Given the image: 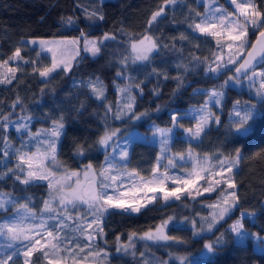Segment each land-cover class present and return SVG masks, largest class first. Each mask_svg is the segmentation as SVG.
Returning <instances> with one entry per match:
<instances>
[{
	"label": "trees",
	"instance_id": "obj_1",
	"mask_svg": "<svg viewBox=\"0 0 264 264\" xmlns=\"http://www.w3.org/2000/svg\"><path fill=\"white\" fill-rule=\"evenodd\" d=\"M166 1L0 0V81H5L0 82V125L3 117H8V127L0 126L1 192L27 204L35 212L47 202L45 182L24 185L15 179L19 171H8L16 169L20 163L18 155L32 147L29 132L50 129L54 121L63 124L57 142V157L61 163L67 168H79L89 162L99 170L104 151L97 141L105 130V123L120 127L122 133L131 128L149 132L148 123L151 122L169 126L173 122V112L204 102L207 91L195 90V87L217 86L222 82L223 74L233 73V69L217 75L205 72L217 43L213 36L199 34L192 27L205 11V1L176 0V3L165 5L163 13L150 23L153 12ZM215 1L226 7L229 4L227 0ZM253 2L264 11V0ZM93 13L96 15H90ZM259 30L254 27L248 33V46ZM146 33L158 47L146 60L120 64L117 59L126 54L130 42ZM103 35L111 38L103 40L98 53L80 52L67 70L57 67L47 77H41L34 68L49 67V56L38 54L36 45L25 40L28 37L76 36L83 39ZM17 48L21 49L20 58L9 59ZM4 68L6 72H3ZM9 68L16 70L14 77ZM95 78L104 85L102 97L95 96L87 83ZM6 79H11V83ZM120 84L130 86L132 112L139 119H130L132 112L120 118L111 115L108 118V108L114 107L116 86ZM224 92L217 110L219 123L205 129L198 140H191L186 136V129L192 126L193 119L179 116L177 123L182 127L175 128L170 148L176 153L190 151L206 155L214 168L220 161L234 159L236 149H240L239 162L231 172L239 197L237 205L223 218L210 222L205 216L209 211L205 203L215 200L218 186L214 191L200 195L185 193L178 200L162 201L158 197L139 213L109 210L100 220L104 233L102 244L110 251L104 264H180L171 257L172 252H197L207 240L212 241L213 252L190 259L186 264H264V250H258L250 238L236 241L228 227L242 211H246L248 214L241 217L243 227L264 237V100L256 104L257 113L249 129L240 133L230 115L234 103L249 95L245 89L232 85L225 86ZM13 121L27 124V127L20 130L19 126L11 124ZM5 141L8 157H3ZM158 152L157 145L136 139L131 143L123 167L142 176L150 175ZM168 217L193 219L199 234L195 235V229L188 223H173L166 232L180 243L150 244L136 239L132 243L134 247L117 251L119 241H126L130 234L153 229ZM209 224L213 225L211 229ZM141 253H144L143 257ZM40 254L35 252L33 260H40ZM13 260L14 264H23L22 253Z\"/></svg>",
	"mask_w": 264,
	"mask_h": 264
},
{
	"label": "rangeland",
	"instance_id": "obj_2",
	"mask_svg": "<svg viewBox=\"0 0 264 264\" xmlns=\"http://www.w3.org/2000/svg\"><path fill=\"white\" fill-rule=\"evenodd\" d=\"M204 1H205V11L202 13L200 18L205 15H211L210 10L218 8L221 9L222 12L231 14V16L225 20V27L229 25L230 21H236L239 24L244 23L242 14L239 12V9L236 7V4L231 3V0H227V2L229 3L227 7L219 4L215 0H204ZM243 2L244 0H237V4ZM167 4H173V3H170L168 0L164 2L153 13L159 11L161 8H163L164 10V6ZM219 14L220 13H217V15ZM197 23H200V19ZM217 28L219 29V25H217ZM253 29L254 27L252 26H249L247 28V36L245 37V43L243 45H241L240 42L238 41L237 42L230 41L227 38V32L221 29L222 35L219 38L213 37L217 43V48L214 49L212 56L210 57V59H208V62L210 63L206 66L205 72L206 73L209 72L208 71L209 65H212V67L216 66L213 63V61L217 56L222 57V63L226 64L227 67L226 68L221 67L219 71L215 73L212 72V74L214 75H217L219 73L222 74L228 71L229 69L231 70L234 69L237 62L239 61V59L247 49L246 47H248V43H249L248 33ZM199 34H203V33H199ZM233 34H237V33L234 32ZM105 36L106 35L87 36L83 39H80L79 37L76 36L28 37L25 40L30 44H33L31 43V41L33 40L37 41V43L33 45H36V50L38 54H47L49 56L51 62L49 67H51L52 62L55 59L60 64L59 67L65 68V65H67V67L70 66V64L80 54V52H87L89 54H92L91 51L87 50V47H90V42L95 41L96 46L99 47V45L103 42ZM145 36L150 37L154 41V39L147 33L144 36H142L140 39L131 41L129 44V49L126 52V54L121 58H118L117 61L120 64H124L129 61L146 60L139 58V49L141 48L140 41H142ZM41 41H43V45H44L43 47L40 44ZM229 43H232L233 45L231 50L227 46ZM133 45H136V47L134 48ZM221 45H223V47H221ZM155 49H153L150 53H148V57ZM230 56L235 61V63L232 64L227 63ZM35 62L33 63V65L36 64ZM40 62L41 64H43V60L40 59ZM17 66L18 64H16V67ZM5 70L6 68H4L3 72H6ZM254 70L257 73H259L260 71H264V64L255 68ZM250 74L251 72L248 73V75ZM223 77L224 78L222 82H219L217 86H211L207 88L201 86L195 87V90L207 91V95L203 103L198 105H189L181 112H173L172 115L176 114L177 118L181 115L192 118L193 124L191 127L188 128L194 129L197 121L202 115V112L200 110L205 107L206 102L209 100V94L212 92H220L223 93L222 97H220V102L217 104L215 100H213L212 102L207 104V109H206L207 111H210L213 114V117H219L217 114V110L220 108L224 98V94H225L224 88L227 85H232L238 89H245L249 95L248 98L240 102L236 101L233 105L230 118L234 123H236L235 129L237 130V124L239 123L240 119L244 116L245 112L251 111L254 116L257 113L256 104L259 101L264 100V96H261L258 93V89H261L262 78L257 76L255 77L254 82L250 83L246 74L242 77L237 78L233 75V73H225L223 74ZM230 77H234L235 79L229 80ZM236 79H238L240 83H236ZM97 80L100 81L99 78H95L89 81L95 83ZM226 80L228 81L227 84L224 83ZM89 81L87 82L88 85H89ZM101 84L103 85V83ZM116 88H117V99L114 104V107L112 109L108 108V114H109L108 118L110 117V115L117 117V115L123 109H125L128 103L131 102V104H133V93L128 84L126 85L120 84L117 85ZM121 89H126L127 91L122 92ZM103 92L105 93L104 85H103ZM129 96H131L132 98L131 101H129L128 99ZM237 112L240 113L239 116L236 115ZM122 116L123 115H120V117ZM251 120L248 121V125L250 126H251ZM11 124L13 126L20 125L19 121H13ZM216 124L217 123H210L209 126ZM104 125H105V130L100 137H102L105 134V132L111 133L116 130L119 131H117L116 136L113 137V141L109 142L111 147L107 148V150L103 146H100L98 144L99 147L104 151L102 165L99 170L94 168V166H92V164H90L89 162L83 164L79 168H67L66 166H64L57 157L58 138H55L54 140L55 142L54 153H52V150L48 146V144L53 140V138L49 136V131L52 129L53 125L50 129H40L37 132H29L28 138H29V143L30 145H32V147H27L20 154H26L28 157H31L33 170H37L42 174L45 173L48 174L47 180H40L39 182H45L47 185V202L50 204V209H45V204H44L36 212L29 207L28 208L30 209V212H25L23 209L20 208V205H23L25 203L16 201L10 195L0 191V198H3L5 200L11 198L12 201L11 203L6 204L4 209H0V212L2 213L0 215V225L4 223L14 222L24 229L31 230L33 228L39 227L41 225V222H43V226L39 227V235L36 237L41 239L42 244H44L47 239L45 230L52 231L54 235H58L61 241L71 242L67 244L61 243L60 244L61 250L55 256L50 254L48 258H45L40 252L41 253L40 254L41 256L39 257L40 260H36V259L33 260L32 257L31 258L32 264H49V259H59L60 264H104L107 261L108 256L110 255V251L102 244L104 242L103 231L98 233L96 230V224H93L91 228H87V224L91 222L93 220L94 215H96L94 210L89 209L88 198L90 194H92L93 192L100 191L102 182L109 183V181L106 179L108 174L102 175L103 169L106 167V157L112 158V163L114 165V168L119 169L120 173L132 174L131 176L120 175L118 181L115 183H111L108 188L109 194H113V195L118 194L128 203L139 201L141 203L148 204V199L153 195L156 196V199L159 197L162 201L175 199V198H169L168 200H164L162 193H160L159 191L155 193L149 192L147 191L145 185H147L148 188H156L157 190L160 187H164L166 190L170 191L174 187L179 186L177 184L178 179L179 180L191 179L194 178L197 172H199L205 178L200 180L196 184L195 189H190L188 192V193L194 192L193 195H196L195 194L196 191H199L200 193H209V192H204L203 189L205 187H209L210 182L221 179V176L219 175L221 171V165L216 166V168L212 167L210 165V159L206 155H198L190 151H186L183 153H176L171 150L170 144L173 139L176 128L173 122L169 126H161L153 122L148 123V126L151 127L149 132L141 131L138 128H131L127 132L122 133L120 127H115L108 123H105ZM246 128L248 130L249 126L246 125ZM19 129L22 130L23 128H19ZM167 129H171V131L170 132L165 131L163 133L159 131V130H167ZM186 136L191 140H198L200 137V136L193 137L188 132H186ZM136 139L148 141L158 146V151H159L158 156L156 158L155 164L153 166V170L150 175L142 176L133 170H128L123 167V165L128 160L129 154L126 159H123L119 156V149L120 147L127 145L128 153H129L131 143ZM113 149H115V151H113ZM181 156L183 157L182 159ZM169 158H171L174 161V164H169ZM158 163H159V169L158 171L154 172V169L157 167ZM235 165L236 164L232 165V168L235 167ZM23 167L25 168V170L27 169V165H24ZM223 167L227 168L228 165H224ZM18 175L21 177V180L24 178V173L19 171ZM111 175L118 176V173L117 171L113 170L111 172ZM165 175L168 178L163 179L162 184L157 183V181H159ZM223 176L224 179H227L231 177V173L225 171L223 173ZM87 180H90L89 184H86ZM121 180L122 183L120 182ZM49 184L52 185L51 188L49 187ZM218 186H219V193L218 196L215 198V200L212 201L211 203H205V206L209 207V211L205 214V216L208 217L210 222H215L217 219H219V217H216L215 221H213V217L218 212L219 208L224 207L223 200L227 196L228 191H230L227 188L226 183L223 182V180L219 185H215L214 189H216ZM83 190L87 192L86 195H83ZM183 195L185 194H182L181 197ZM61 196H67L69 198L75 196L77 197V199H75L74 204L68 205L67 210L65 211L64 206L59 204V199ZM80 197H82V199H80ZM242 213L244 214L243 216L248 214L246 211H242L241 214ZM241 214L238 218H235L228 225L230 230L232 224H234L238 220L241 221V217H243ZM57 217L63 218V223H60ZM68 217H71V219H68ZM101 217L102 216L98 217L99 222L101 220ZM168 218H166L163 221L168 220ZM163 221H161L157 226H159ZM184 222L188 223L190 227L195 229L194 231L195 235L199 234V231L196 230L195 223L191 218L189 219L181 218L179 220L172 219V221L169 222L168 226L173 223H184ZM58 228L59 231L57 230ZM155 228L147 230L145 232L154 231ZM81 229H86V230L81 231ZM165 231H167V228L165 229ZM242 232L244 233L243 240H241L237 236V234L233 232L236 241L243 242L247 240V238H250L254 242L258 250H264V237H260L255 233L248 232L244 227L242 229ZM143 233L133 235L131 243H133L136 239H140ZM29 234L32 235V232L29 231ZM89 235H91L92 237L91 240H89ZM142 240H144L145 242H149L150 244H155V243L164 244L168 242H173L175 244L180 243L178 240H169V241H150L145 239ZM9 243L10 242L7 240V238L4 235L0 234V256H5L6 254H10L16 249H19V252L23 253L24 244L27 242L16 241L12 248L8 247ZM129 243L130 241L128 237L126 241H119L117 243V248H120L121 249L120 251H124V249L121 246L128 245ZM209 243L213 245L211 240H207L203 245V247L197 252H191V253L172 252L171 257L178 260L180 264H186L190 259L194 260L196 258L204 257L212 253L214 249L210 251L206 247V245ZM77 245L79 247H77ZM68 248L72 249V251L75 252L74 256L67 251Z\"/></svg>",
	"mask_w": 264,
	"mask_h": 264
},
{
	"label": "snow or ice",
	"instance_id": "obj_3",
	"mask_svg": "<svg viewBox=\"0 0 264 264\" xmlns=\"http://www.w3.org/2000/svg\"><path fill=\"white\" fill-rule=\"evenodd\" d=\"M170 3H176V0H169ZM232 4H236V7L239 9V12L242 14V18L244 20L243 24H239L236 21H230L229 25L225 27V20L228 19L231 14L222 12L221 9H211V15H205L200 18V23L194 24L192 27L195 31L203 34H210L213 37L219 38L222 35V31L227 32V38L230 41L233 42H240L241 45L245 43V37L247 36V28L249 26L260 28L259 36L257 39L256 44L252 45V51L248 52L247 57L244 58L243 62L240 63L239 67L235 69L237 73L244 72L247 75V78L250 83L254 82L255 77L259 76L262 78V84L261 89H258V93L261 96H264V71H260L257 73L254 69L257 66L258 63L264 62V11H261L257 5L253 3V0H244L243 3L237 4V0H231ZM163 12V8H161L159 11L153 13L151 17V21H156L157 17L161 15ZM217 13H220L217 15ZM90 15H96V14H90ZM98 19H103L102 16H97ZM150 21V23H151ZM71 23V19L68 21ZM217 25H219V29L217 28ZM237 34H233V33ZM111 37L105 36L104 39H110ZM147 42V43H145ZM31 43L35 44L37 41L33 40ZM41 46L43 47V41L40 42ZM141 48L139 49V58L140 59H147L148 53H150L153 49L157 48V44L148 36H145L142 41H140ZM257 45H259V49H257ZM228 48L232 49V43H229ZM135 48L136 45H133ZM223 47V45H221ZM88 51H91L93 55L98 53L100 51V48L96 46V42H90V47H87ZM21 49L17 48L15 52L12 54V57L9 59H17L20 58ZM260 57V60H257V57ZM3 63H7V61H4ZM213 63L216 65L215 67H212V65H209L208 71L209 72H217L220 70L221 67H227L226 64L222 63V57L217 56ZM228 64L235 63V61L230 56L228 61ZM60 64L54 59L52 62L51 67H44L42 70H38L34 68V71H39V75L41 77H47L49 73L54 71L57 67H59ZM65 70H67V65H65ZM15 69L9 68V72L13 75L15 74ZM251 72L250 75L248 73ZM235 79L234 77H230L229 80ZM5 82V81H0ZM7 83H11V79H6ZM225 84L228 83L226 80L224 82ZM236 83H240L238 79H236ZM89 87L92 88L93 93L97 97H102L103 92V85L100 83L99 80H97L95 83L92 81H89ZM122 92L127 91L126 89H121ZM223 93L220 92H212L209 94V100L206 102L205 107L202 108L200 111L202 112V115L200 116L199 120L196 123L195 128H188L186 131L193 137H199L201 133L205 131V129L209 126L210 123H219V117H213V114L210 111H207V104L215 100V102L218 104L220 102V97H222ZM129 101L132 100L131 96L128 97ZM128 112H132V104L131 102L128 103L116 118H120V115H126ZM143 115V114H141ZM237 116L240 115V113H236ZM130 119H139L140 117L135 113L132 112V115L129 117ZM253 118V113L251 111H246L244 116L240 119L239 123L237 124V131L240 133H243L247 130L246 125H248V121ZM30 119V118H28ZM62 119V118H61ZM173 124L176 127H182V125H179L177 122V115L173 114L171 117ZM5 128L8 127V117H3L2 125ZM27 124H20L19 128H26ZM63 124L59 122H53V127L49 131V136L53 138L52 142L48 144L49 148L52 150V153L55 152V138H58L61 133L63 132ZM48 131V130H45ZM117 131H113L111 133L105 132V134L99 138L97 143L100 146H103L106 150L107 148L111 147L110 141H113V137L116 136ZM161 133L165 131H171V129L167 130H159ZM8 147L7 141H5V150L3 151V157H8L9 152L6 150ZM78 152H81V149H77ZM115 151V149H113ZM128 146L125 145L123 147H120L119 149V156L123 159H126L128 157ZM240 149H236L235 159L232 160H223L220 161L221 165V171L219 175L221 176V179L214 180L210 182L209 187H205L203 189L204 192H211L214 191V186L219 185L221 181L223 180L224 183H226L227 188L230 190L227 193V196L223 200L224 207L219 208L218 212L214 215L213 221H215L216 217L223 218L225 214H227L233 207H235L238 203L239 197L236 193V184L233 182L232 178L229 177L227 179H224L223 173L226 171L228 173L232 172V165L239 162L240 159ZM183 157L181 156V159ZM18 161L20 163L17 164L16 169H9V172L14 171H20L24 173V178L21 180V177L17 175L15 177L16 180L20 181V183L24 185H30L33 183H37L40 180H47L48 174H42L41 172L37 170H33V165L31 163V157H28L26 154H20L17 157ZM169 164H174V161L169 158ZM23 165H27V169L23 167ZM224 165H228L227 168H224ZM90 167V166H89ZM159 169V163L157 164V167L154 169V172L158 171ZM115 170L118 173V176H112L111 172ZM203 171V169H202ZM108 174L106 179L109 181V183H103L101 184L100 191L99 192H93L90 194L88 198V205L90 210H94L96 215H94L93 220L87 224V228H91L93 224H96V230L98 233L102 232V227L99 222L98 217L102 216L104 213L109 212V210L119 211L120 213H139L142 208L147 207V204L141 203L139 201H135L133 203H128L125 199H123L120 195H113L109 194L108 188L111 183H115L118 181V178L120 175H128L131 176V173H120L119 169L114 168V165L112 163V158L106 157V167L103 169V173ZM168 178L166 175L162 177L157 183L162 184L163 179ZM205 177L202 176L199 172H197L194 176V178L191 179H183V180H177V184L179 186L174 187L172 190H166L164 187H160L158 190L156 188H148L147 185L145 187L147 188V191L149 192H157L159 191L162 193L163 199L168 200L169 198H175L180 199L182 194L188 193L190 189H195L196 184L204 179ZM122 183V180L120 181ZM49 187L51 188L52 185L49 184ZM196 195H200L201 193L199 191L195 192ZM75 199L77 197L72 196L71 198L67 196H61L59 199V204L64 206L65 211L67 210V206L70 204H74ZM82 199V197H80ZM156 199V196L153 195L148 199V204L152 203ZM11 198L5 200L3 198H0V209H4L6 204L11 203ZM20 208L23 209L25 212H30V209L28 208L27 204L20 205ZM45 209H50V204L48 202H45ZM19 211V209H18ZM244 215L243 213L241 214ZM57 219L60 221V223H63V218L57 217ZM68 219H71V217H68ZM172 217H169L168 220L163 221L159 226L155 228L154 231H148L143 233V235L140 237V239L150 240V241H169V240H175L176 237L170 236L166 233L165 229L168 227V224L170 221H172ZM43 226V222H41V225L39 227ZM213 225L209 224L208 227L211 229ZM39 227L33 228L31 230L24 229L17 225L16 223H4L0 225V234L4 235L7 240L10 242L8 244L9 248H12L14 246V243L16 241L21 242H27L24 244V251L22 253L23 256V264H32V256L35 252H41L42 255L45 258H48L51 255L55 256L60 252V244L61 243H71L70 241H61L58 235H54L52 231H46L47 239L44 244L41 243L40 238H36L39 235ZM243 224L241 221H236L234 224L231 225L232 232L236 233L237 236L243 240L244 239V233L242 232ZM59 231V228L57 229ZM86 229H81V231H85ZM29 231L32 232V235L29 234ZM135 234H132L129 236L130 243L128 245H122L121 247L127 251L128 249L134 247V245L131 243L132 236ZM92 237L89 235V240H91ZM56 241V242H54ZM220 242V238L217 239V243ZM77 247H79L77 245ZM206 247L211 251L213 250V245L211 243L207 244ZM121 249L118 248L117 251H120ZM67 251L71 255H75V252L72 251V249L68 248ZM19 253V249L14 250L10 254H6L5 256H0V264H14L13 257L17 256ZM142 257L144 256V253L140 254ZM49 264H60L59 259H49Z\"/></svg>",
	"mask_w": 264,
	"mask_h": 264
},
{
	"label": "water",
	"instance_id": "obj_4",
	"mask_svg": "<svg viewBox=\"0 0 264 264\" xmlns=\"http://www.w3.org/2000/svg\"><path fill=\"white\" fill-rule=\"evenodd\" d=\"M260 30H261V29H260ZM260 30H259V31H260ZM259 31L255 34V36L253 37V39H252V41L250 42L249 46L247 47V49L245 50V52L243 53V55L241 56V58H240L239 61L237 62L235 68L233 69V73H234V75H235L237 78L242 77V76L245 75L244 72L237 73V72L235 71V69H236L237 67H239L240 63H242L243 60H244V58L247 57L248 52H250V51L253 50V49H252V45H253V44H256L257 39H258V36H259ZM257 49H259V45H257ZM257 60H258V61L260 60V57H259V56L257 57ZM263 63H264V62H262V63H258L257 66H256L255 68L261 66ZM89 183H90V180H87V181H86V184H89ZM86 194H87V192L83 190V195H86Z\"/></svg>",
	"mask_w": 264,
	"mask_h": 264
}]
</instances>
